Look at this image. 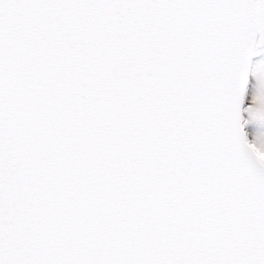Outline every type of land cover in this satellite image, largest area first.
<instances>
[{
  "label": "snow or ice",
  "instance_id": "1",
  "mask_svg": "<svg viewBox=\"0 0 264 264\" xmlns=\"http://www.w3.org/2000/svg\"><path fill=\"white\" fill-rule=\"evenodd\" d=\"M0 264H264V0H0Z\"/></svg>",
  "mask_w": 264,
  "mask_h": 264
}]
</instances>
